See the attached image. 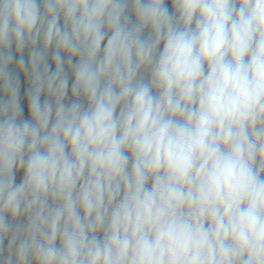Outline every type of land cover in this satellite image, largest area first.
I'll return each mask as SVG.
<instances>
[{"label": "clouds", "instance_id": "9594fccd", "mask_svg": "<svg viewBox=\"0 0 264 264\" xmlns=\"http://www.w3.org/2000/svg\"><path fill=\"white\" fill-rule=\"evenodd\" d=\"M0 264H264V0H0Z\"/></svg>", "mask_w": 264, "mask_h": 264}]
</instances>
